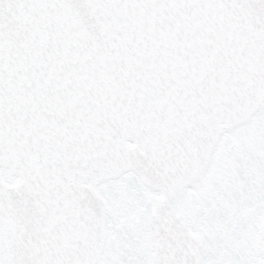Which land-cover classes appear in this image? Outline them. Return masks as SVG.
I'll list each match as a JSON object with an SVG mask.
<instances>
[{"label": "snow or ice", "instance_id": "snow-or-ice-1", "mask_svg": "<svg viewBox=\"0 0 264 264\" xmlns=\"http://www.w3.org/2000/svg\"><path fill=\"white\" fill-rule=\"evenodd\" d=\"M0 264H264V0H0Z\"/></svg>", "mask_w": 264, "mask_h": 264}]
</instances>
